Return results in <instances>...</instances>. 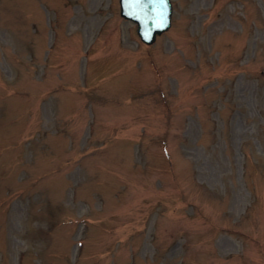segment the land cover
<instances>
[{
	"label": "rangeland",
	"instance_id": "obj_1",
	"mask_svg": "<svg viewBox=\"0 0 264 264\" xmlns=\"http://www.w3.org/2000/svg\"><path fill=\"white\" fill-rule=\"evenodd\" d=\"M172 1L0 0V264H264V0Z\"/></svg>",
	"mask_w": 264,
	"mask_h": 264
},
{
	"label": "water",
	"instance_id": "obj_2",
	"mask_svg": "<svg viewBox=\"0 0 264 264\" xmlns=\"http://www.w3.org/2000/svg\"><path fill=\"white\" fill-rule=\"evenodd\" d=\"M122 15L137 21L139 33L147 43L170 27L172 4L170 0H121Z\"/></svg>",
	"mask_w": 264,
	"mask_h": 264
}]
</instances>
